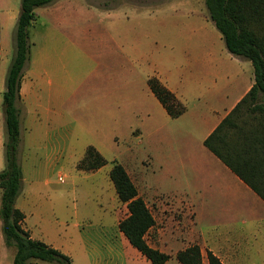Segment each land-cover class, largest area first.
Listing matches in <instances>:
<instances>
[{"label": "rangeland", "instance_id": "374dc122", "mask_svg": "<svg viewBox=\"0 0 264 264\" xmlns=\"http://www.w3.org/2000/svg\"><path fill=\"white\" fill-rule=\"evenodd\" d=\"M21 5L22 0H0L1 110L6 79L16 54ZM36 11L38 18L29 29L30 61L23 71L18 107L23 120L19 163L26 179L20 199L26 198L25 189L32 184L35 190L24 203L28 227L37 238L72 253L75 260L76 253L86 259L88 242L82 231L105 228L113 221L109 183L112 184L110 171L114 162L125 167L157 218L161 215L153 203L155 198L169 203L183 199L193 202L196 211H202L193 226L203 242L215 239L229 223L264 226L261 204L251 202L254 209L259 205L257 217L261 219L253 223L251 215L241 212L240 206L236 217H229L218 196L198 203L197 183L214 175L209 167L187 161L190 146L194 145L192 137H197L193 120L169 117L149 89L148 80L159 78L162 71L174 72L178 68L183 77L189 70L194 71L192 59L200 53L203 43L190 42V36L183 31L206 26L205 33L213 38V45L218 46L224 59L227 49L220 32L213 22L203 25L198 16L208 14L205 0H56ZM155 35H160L161 40ZM172 56L176 58L173 61ZM228 62L233 73L244 68L242 73H248V61ZM187 102L191 108L200 104L193 97ZM259 106L264 109V95L260 93L242 108L238 118L243 133L252 129L262 132L259 124L264 121V112ZM57 142L64 147L63 158L57 168L49 170L47 153ZM89 146L107 160L97 174L78 167ZM2 157L6 166L5 146ZM1 198L0 189V208ZM175 206L179 207V203ZM125 209L122 207V212ZM189 221L185 219L183 227L174 231V236L185 242L188 235L184 228ZM171 234L172 231L167 240L177 249ZM105 238L108 239L105 234L95 233V240ZM257 239V243L245 244L236 253L232 250L234 259L230 263L264 264V236ZM211 246L215 247L209 245L205 250L207 264ZM216 247L219 250L220 245ZM224 247L226 244L221 252ZM15 253V246L4 242L0 221V264H13ZM129 260V264L135 263V259ZM30 264L51 263L37 260ZM170 264L181 263L174 258Z\"/></svg>", "mask_w": 264, "mask_h": 264}, {"label": "trees", "instance_id": "16d2710c", "mask_svg": "<svg viewBox=\"0 0 264 264\" xmlns=\"http://www.w3.org/2000/svg\"><path fill=\"white\" fill-rule=\"evenodd\" d=\"M54 1L22 0L15 34L16 54L6 79L2 100L7 139L4 145L6 166L0 172V221L5 244L16 248L13 264H30L37 260L51 264H72L71 257L59 249L32 238L24 227L26 215L16 205L24 178L19 163L21 112L18 103L21 100L23 71L30 61L29 29L38 18L36 10ZM205 4L227 50L251 62L255 84L204 144L264 201V121L259 124L263 128L260 134L253 129L243 133L239 123L234 122L249 100L254 102L258 93L264 95V0H205ZM148 85L172 119L186 112V105L156 76L148 80ZM258 109L264 112L263 107L259 106ZM234 132H238V135ZM106 165L107 160L103 155L95 147L89 146L78 167L84 171H96ZM110 179L119 200L129 210V215L119 223L120 231L152 264H167L172 256L153 248L147 242V233L156 225V220L150 207L139 196L138 188L125 167L114 162ZM176 258L181 264H203L201 247L196 244L180 251ZM208 262L223 264L211 251L208 252Z\"/></svg>", "mask_w": 264, "mask_h": 264}, {"label": "crops", "instance_id": "0c3cea01", "mask_svg": "<svg viewBox=\"0 0 264 264\" xmlns=\"http://www.w3.org/2000/svg\"><path fill=\"white\" fill-rule=\"evenodd\" d=\"M198 16L201 17L203 25H206L204 22L212 23L209 14H207V16ZM205 31L206 26L198 29L194 28V30L190 31H183L185 32L184 35L190 36V42L196 40V42L198 43H203V45L200 46V53L192 59V62H194L195 64L194 71L189 70L188 75L183 77L180 75V70L177 68L174 72L162 71V73H159V78H157L171 92H173L183 104L187 105V100L191 97L199 100L200 102V104L195 108H191L189 105H187L186 112L182 116L177 118L181 119L183 117H190L194 123L193 127L197 132V137H192V143L194 145L190 146L191 148L189 149L187 161H189L191 165H201L209 167L214 175V177L210 180H207V178L197 183L199 187L196 192L198 193V203H204L209 196H218L219 201L224 203V210L225 212H227L229 217L235 214L240 206L242 207V209L240 210L241 212L248 213L247 216L251 215L249 217L254 220L253 223H258L261 220H258L257 217V215L259 214V205L256 207V209H254L251 206V202H255V204H261V206L264 207V201L261 200L260 197L244 181H242L204 144L206 139H208L209 136L221 125V123L233 112L237 105L248 95V93L253 88L255 84V74L253 66L250 61L240 57H236L232 55L228 50H226L227 54H224L223 56L224 59L221 58L220 56H222V54L219 53L218 46L213 45V38L209 34H206ZM153 37L161 40L160 35H155ZM226 56L228 57L227 59ZM174 59L176 58L172 56V61ZM236 59L242 64L244 63V61H248L249 68L247 69V74L242 73L245 71V68L240 73L232 72L233 67L229 64L228 61H235ZM3 118V112L0 107V171L5 168L2 157L4 147ZM234 122L235 124H238L239 118H237ZM239 124L238 126H240ZM21 127H23V120L20 116V129ZM22 139L23 136L21 135L20 146L22 145ZM63 152L64 147L61 146V142L55 143L47 153L46 168L49 170H54L55 168H57L61 164ZM98 172L99 171H95L94 174H97ZM23 176L24 178L22 190L24 189L26 181L25 175ZM109 189L111 202V208L109 212L110 215L113 216V221L111 225H107V227L105 226L106 229L98 228L97 230H95L90 228L88 232L86 230L82 231L83 239L88 242L85 247L87 258L84 259L80 254L76 253L77 259L75 260L72 253L64 251L62 249L59 250L71 257L72 264H129V257L131 260L135 259L134 264L151 263L145 256H143L136 248H134L130 244L126 236L120 231L119 223L129 215V210L127 205L119 200L113 182L112 184L109 183ZM25 190L27 191L26 198L24 199V197H22L20 199L19 195L16 205L26 215V219L24 222L25 229L30 232L33 239L40 240L34 235L32 229L28 227L29 215L27 214V206L24 203L26 199L29 198V195L33 193V190H35V188L32 186V184H29L27 189ZM138 192L139 196L143 198V192L139 191V188ZM154 193L158 194L159 192L158 190H156ZM163 197L165 199L168 198L169 200V197L164 195ZM144 200L148 205V201L146 199ZM153 203L155 205V208L157 209L158 214L161 215V217L157 218L154 214V211L150 208L155 217L156 225L147 233V242L153 248H156L172 256L167 264H170V262L173 261L174 258H176L177 254L180 251L185 250L196 242H198L201 247L203 264H207L205 258V250L207 247H209V245L213 244L215 245V247L211 246L209 251L213 252L217 257H219L223 264H233L230 263V260L234 259L231 253L232 250H234L233 253H236V251L242 250L245 244H250L253 242L257 243L258 236H264V226H233V223H229L228 225H225L222 229H220L215 239L203 242L201 238L196 234V230L193 226V223L195 225L196 218L202 216V211L198 210L197 212L195 209V205H193V202L187 199H183L174 203H169L167 201L161 200L160 198H158V200L155 198ZM175 203H179V207H176ZM122 207L126 208L125 212H122ZM179 215H182V220H179ZM187 218H189L191 222L189 221V226H185L184 228L185 230L187 229L188 235V239L185 242V240H181L180 237H175L174 231H177L178 228H182L183 222ZM170 231H172L171 236L173 235L171 241L172 243H176L175 245L177 249L173 247V244H171V242L167 240V235ZM98 232L105 234L108 239L105 238L104 240H99L101 242L95 240V233ZM231 243H234L235 245L232 246ZM224 244H226L227 248L224 247V252H221V247ZM217 245H220L219 250L216 249ZM256 247L258 248V246H255V250L257 251L258 249ZM246 248L248 250H252V247L246 246Z\"/></svg>", "mask_w": 264, "mask_h": 264}]
</instances>
